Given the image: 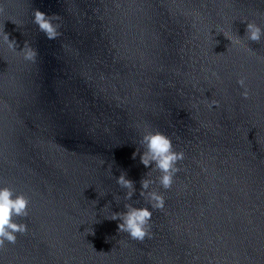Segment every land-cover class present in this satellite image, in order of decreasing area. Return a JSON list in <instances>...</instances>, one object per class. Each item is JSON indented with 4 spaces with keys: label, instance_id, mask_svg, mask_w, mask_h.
I'll return each instance as SVG.
<instances>
[{
    "label": "water",
    "instance_id": "95a60500",
    "mask_svg": "<svg viewBox=\"0 0 264 264\" xmlns=\"http://www.w3.org/2000/svg\"><path fill=\"white\" fill-rule=\"evenodd\" d=\"M246 22L264 28V0H0V32L36 52L0 48V184L30 199L0 264H264V39L227 52L214 29ZM157 130L184 160L138 242L105 216L145 206L133 153Z\"/></svg>",
    "mask_w": 264,
    "mask_h": 264
},
{
    "label": "clouds",
    "instance_id": "9594fccd",
    "mask_svg": "<svg viewBox=\"0 0 264 264\" xmlns=\"http://www.w3.org/2000/svg\"><path fill=\"white\" fill-rule=\"evenodd\" d=\"M33 16V23L45 33L48 39L54 40L58 36V25L52 23L51 17L39 9L35 10ZM214 29L217 35L222 33L231 42L227 52L230 48L244 47L243 41L245 38L251 42H260L264 39V28L254 22H246L243 38L236 34L233 35L230 28L226 29L221 26ZM208 36L215 46L218 41L214 40L212 29L209 31ZM4 45H7L8 51L15 56H22L23 59L28 61L35 59L36 52L27 42H24L21 47L17 40L10 38V34L5 31L0 32V48ZM212 75L219 80L217 73L213 72ZM246 81V77H240L236 83L243 89L241 96L244 99H249L250 89ZM205 100L210 101L207 105L209 110L219 106L218 101L210 100L207 97H205ZM139 143L143 151L136 149L133 153V159L139 155L140 163L146 169H149L146 176L140 181L141 190L139 195L144 199L145 206L136 207L133 204L126 203L124 204L125 211L113 212L105 218L119 221L117 225L119 233H125L133 241L143 242L146 238L151 239L153 236L151 231L153 214L156 210H164L166 206L165 196L160 189L167 191L173 187L177 175L182 170L181 162L184 160V152L177 151L171 137L158 130L146 131ZM151 172H157L159 175L155 179L148 178ZM116 183L120 188L126 190L124 199L132 200L137 190L135 183L127 178V174L122 172L116 178ZM153 185H157V187H153ZM116 202L118 203L117 200ZM29 204L30 199L23 193H18L14 189L0 184V250L5 249L6 245H15L18 234H27V224L17 222L16 218H26L28 216ZM88 232H91V230H88Z\"/></svg>",
    "mask_w": 264,
    "mask_h": 264
}]
</instances>
